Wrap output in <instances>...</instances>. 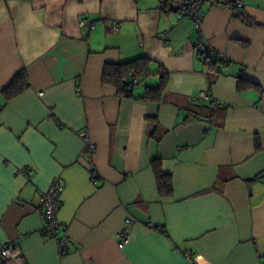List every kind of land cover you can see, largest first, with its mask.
Segmentation results:
<instances>
[{"label":"crops","instance_id":"0c3cea01","mask_svg":"<svg viewBox=\"0 0 264 264\" xmlns=\"http://www.w3.org/2000/svg\"><path fill=\"white\" fill-rule=\"evenodd\" d=\"M178 1L0 0V246L17 242L24 264H264V0L204 1L207 62ZM143 56L151 74L133 95L164 72L159 102L102 82L105 64ZM22 69L27 89L6 100ZM57 177L64 255L39 233Z\"/></svg>","mask_w":264,"mask_h":264},{"label":"built area","instance_id":"2783aa9c","mask_svg":"<svg viewBox=\"0 0 264 264\" xmlns=\"http://www.w3.org/2000/svg\"><path fill=\"white\" fill-rule=\"evenodd\" d=\"M205 0H179L178 7L176 9V13L178 17L188 18L195 31L198 33L199 37L196 42V48L199 56L201 58H206L211 49L208 45L205 37L203 36L202 31V23H203V12L202 5ZM217 4L222 5H233L237 8L243 9L244 3L242 0H212ZM78 24L81 27H89L91 29L95 28V25L85 17H79ZM117 27V24L114 25ZM138 77H132V83L136 84L138 82ZM42 92H39L41 94ZM203 100H207L211 106L214 108H222L224 105L217 100H215L212 96L206 93H200V95L196 98L197 103H201ZM81 136L85 139L87 147L92 151L93 146L89 143L88 139L84 132H81ZM27 175L31 174V171H26ZM92 178L95 179V173H92ZM63 187V180L59 177L53 179L47 189L43 193L42 197V216H43V224L40 229V235L44 239L54 240L57 246V251L60 255H64L68 252V241L69 238L58 222L57 212L60 208V198L59 194ZM133 224V220L128 218L125 221V225L119 229L115 236L117 241V246L122 248L126 243L130 240V229ZM187 258L191 259V255L189 252L186 253ZM4 262H10L13 264H24V259L22 256V251L19 244L15 241H7L6 243L0 246V264Z\"/></svg>","mask_w":264,"mask_h":264},{"label":"trees","instance_id":"16d2710c","mask_svg":"<svg viewBox=\"0 0 264 264\" xmlns=\"http://www.w3.org/2000/svg\"><path fill=\"white\" fill-rule=\"evenodd\" d=\"M230 7L242 10L233 5H230ZM208 58L209 55L203 59L207 62ZM152 62L151 59L143 56L128 62L107 63L102 69V82L113 85L116 88L118 95L121 97L134 98L144 102H159L162 93L169 82V76L164 72H161V76L156 85H146L144 86L142 95L138 97L133 95V89L149 78L151 74L150 65ZM134 75L139 78L136 84L132 83V77ZM27 87V75L22 69L12 77L9 84L2 90V95L6 100H10L25 91ZM152 166L160 193L163 195L169 194L171 191L170 175L161 170L156 159L152 161Z\"/></svg>","mask_w":264,"mask_h":264},{"label":"water","instance_id":"95a60500","mask_svg":"<svg viewBox=\"0 0 264 264\" xmlns=\"http://www.w3.org/2000/svg\"><path fill=\"white\" fill-rule=\"evenodd\" d=\"M177 7H178L177 5L176 6L175 5L174 6L171 5V8H172L173 11H176Z\"/></svg>","mask_w":264,"mask_h":264}]
</instances>
